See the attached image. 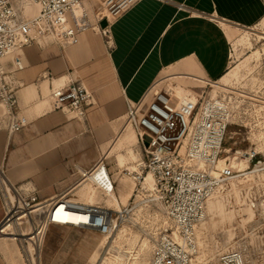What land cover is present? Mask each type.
Masks as SVG:
<instances>
[{"label":"built area","instance_id":"built-area-1","mask_svg":"<svg viewBox=\"0 0 264 264\" xmlns=\"http://www.w3.org/2000/svg\"><path fill=\"white\" fill-rule=\"evenodd\" d=\"M15 1L0 0V106L5 107L0 129L10 135L29 122L15 111L16 98L3 69L4 60L13 55L16 70H23L25 48L49 41L64 49L77 45L79 35L90 30L104 36L112 48L111 24L141 0H23L20 6ZM32 4L38 11L29 16L27 10ZM103 21L107 22L105 28L101 27ZM216 82L186 87L165 79L138 102H127L125 126L136 134L141 159L136 170L125 171L137 187L129 204L118 210L77 201L71 196L74 189L41 201L37 192L13 185L5 164L0 163V199L5 213L0 237L9 236L17 242L26 264H42V249L52 226L110 237L120 224L131 221L137 206L143 204L151 219L147 231L152 242L149 264H192L199 252L196 228L206 219L208 202L214 195L239 204L248 200L250 209L260 205L264 212V145L243 147L250 132L242 95L231 89L214 93ZM50 98L55 110L78 119L85 117L91 105V94L77 81L52 88ZM227 141L231 143L228 148ZM105 158L84 173L83 181L99 170L103 175L106 171L101 185L112 193L114 185L103 164ZM242 161L248 162V168H241ZM149 176L151 187L146 185ZM234 183L236 190L231 189ZM255 186L263 190L260 204L252 200H256L251 190ZM61 207L85 215L87 220L80 224L58 220ZM155 212L161 214L160 220H155ZM220 262L250 264L235 250L222 252Z\"/></svg>","mask_w":264,"mask_h":264},{"label":"crops","instance_id":"crops-1","mask_svg":"<svg viewBox=\"0 0 264 264\" xmlns=\"http://www.w3.org/2000/svg\"><path fill=\"white\" fill-rule=\"evenodd\" d=\"M262 19L264 0H141L111 24L112 48L90 30L64 49L49 41L25 48L23 70H16L10 55L3 69L16 98L15 111L29 124L12 135L0 129V163L9 181L37 192L41 201L74 189L75 200L99 204L97 190L107 172L99 170L92 182L83 181V175L106 156L103 164L114 185L108 201L119 208L128 205L135 183L125 171L136 168L141 154L135 132L125 126L127 102H138L165 79L186 87L220 81L230 68L226 29H251ZM70 81L91 94L82 119L55 110L50 98L52 88ZM4 113L0 106V117ZM4 215L0 199V224ZM52 227L47 244L50 234L59 235L51 259L77 245L91 250L85 233ZM14 241L0 238V264H21L14 245L7 243Z\"/></svg>","mask_w":264,"mask_h":264},{"label":"rangeland","instance_id":"rangeland-1","mask_svg":"<svg viewBox=\"0 0 264 264\" xmlns=\"http://www.w3.org/2000/svg\"><path fill=\"white\" fill-rule=\"evenodd\" d=\"M15 3L20 6L23 0H16ZM37 11V6L32 4L29 6L27 14L33 16ZM262 21L251 29L230 28L232 32L230 68L212 89L214 93L218 90L231 89L242 95L240 97L247 117V131L250 132L249 141L243 144L244 148H248V145L256 147L264 145V24ZM204 85L203 83L196 84L194 87ZM236 141H238L237 137ZM225 146L228 148L231 143L227 141ZM136 150L140 152L138 145ZM140 159L136 161H140ZM136 165L135 162L134 167ZM246 168L248 166L244 164V169ZM252 170L253 167L247 173ZM133 182L136 189L137 183ZM237 186V183H234L231 189L236 190ZM251 190L256 193L254 194L256 200L254 197L252 200L260 204L263 190L256 186ZM98 192L97 195L102 197V193ZM99 205L116 210L120 207L114 206L108 201V198L103 197ZM143 207L144 205H142ZM250 207L251 204L248 200L246 203L239 204L238 201L235 203L233 199L220 195L215 196L207 208V221L199 229V253L192 264H221L220 255L227 250L243 253L250 264H264V212L260 205L257 206V209H250ZM138 214H140L138 222L136 220L134 223L128 221L120 224L118 231L116 230L109 238L94 231L70 228L71 231L85 233L86 244L92 248L90 250L86 245H77L65 254L61 252L62 257L59 258L51 259V255L49 256V251L53 250L54 241L59 234L56 231L50 234L48 245V232L41 254L42 264H71V262L82 258H87L86 262L90 264H96L101 255L102 259L107 258L104 260L105 264H149L152 248L151 238L147 232L151 221L150 213L145 208L143 213ZM154 215H159L161 218L159 212H155ZM160 218L155 217V220H160ZM51 231H53V227H51ZM7 243L14 245L22 260L21 264H26L16 241ZM90 255L91 257L88 259Z\"/></svg>","mask_w":264,"mask_h":264},{"label":"bare ground","instance_id":"bare-ground-1","mask_svg":"<svg viewBox=\"0 0 264 264\" xmlns=\"http://www.w3.org/2000/svg\"><path fill=\"white\" fill-rule=\"evenodd\" d=\"M262 22H263L262 24H264V20H263ZM226 31H227L229 37L232 38V32H231V30H230L229 28H227ZM262 39H263V38H262ZM217 84H218V82H216V84H213V87H216L215 85H217ZM126 129H129V130H131V131H134L130 126L127 127ZM244 164H245V165L247 164V166H248V162H247V161H242V162H240V166H241L242 169H244ZM135 170H136V168H135ZM133 171H134V170H133ZM98 172H99V171H98ZM98 172H97V173H98ZM97 173L93 174V175L91 176V178H89V179L87 180V182H92V181L94 180V177H96L95 175H96ZM152 183H153L152 178H151V176H149V177L147 178V181H146V185H147V187H151V186H152ZM100 188H101V189H100ZM100 188L98 187V190H97V191H99L100 193H102L101 196H102L103 198H108V196H110V194L113 193V192H112V193H109L108 191L104 190V189L102 188V185H100ZM99 192H98V193H99ZM113 194H114V193H113ZM215 196H217V195H214V196L210 199V201H211ZM210 201L208 202V206H209ZM142 205H143V204H139V205L137 206V210L133 213V216H132V219H131L130 223H134V222H136V220H137V222H138V220H139V218H140V214H138V213H140V212L143 213V210L145 209L144 207L142 208ZM108 208H109V209H112V208H110V207H108ZM207 208H208V207H207ZM115 210H116V209H115ZM155 217H156L157 219L160 218L159 215H158V216L156 215ZM207 217H208V210H207ZM207 217H206V219H205L201 224H199V225L197 226V228H196L197 239H198V236H199V229L201 228V226H202L203 224H205V222L207 221ZM56 218H57L58 220L65 221V223H69V224H80V223H84V221L87 220V217H86L85 215H82V214H80V213H76V212H72V211H64V209H63L62 207L58 210L57 215H56ZM136 218H138V219H136ZM143 218H144V217H143ZM121 227H122V226H121ZM119 228H120V226H118L117 231H118ZM7 237H9V236H1L0 238H7ZM9 238L12 239V240H14L12 237H9ZM106 238H109V237L106 236ZM106 244H107V243H106ZM31 251L33 252L32 248H31ZM198 253H199V252H198ZM101 256H102V255H101ZM101 256L99 257V260L97 261L96 264H105L106 261H104V260L107 259V258L102 259ZM196 257H197V256H196ZM196 257H195V258H196ZM195 258H194V259H195ZM194 259H193V261H195ZM193 261H192V263H193Z\"/></svg>","mask_w":264,"mask_h":264},{"label":"water","instance_id":"water-1","mask_svg":"<svg viewBox=\"0 0 264 264\" xmlns=\"http://www.w3.org/2000/svg\"><path fill=\"white\" fill-rule=\"evenodd\" d=\"M101 27H102V28L107 27V22H106V21H103V22L101 23ZM146 146H148V143H146Z\"/></svg>","mask_w":264,"mask_h":264}]
</instances>
